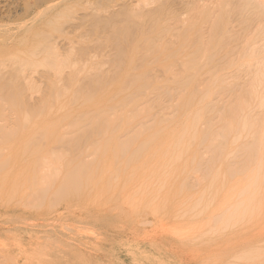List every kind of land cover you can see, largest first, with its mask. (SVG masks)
<instances>
[{"label":"rangeland","instance_id":"1","mask_svg":"<svg viewBox=\"0 0 264 264\" xmlns=\"http://www.w3.org/2000/svg\"><path fill=\"white\" fill-rule=\"evenodd\" d=\"M237 1L0 0V264H264L234 215L239 95L264 121V0Z\"/></svg>","mask_w":264,"mask_h":264},{"label":"bare ground","instance_id":"2","mask_svg":"<svg viewBox=\"0 0 264 264\" xmlns=\"http://www.w3.org/2000/svg\"><path fill=\"white\" fill-rule=\"evenodd\" d=\"M202 1V0H201ZM228 1V0H227ZM239 1V0H238ZM237 1V2H238ZM241 1H244V0H241ZM247 1V0H246ZM236 2V3H237ZM245 2V1H244ZM248 2V1H247ZM247 2H245L246 3V5H247ZM178 3H179V1H178ZM181 4H182V2H180ZM186 3V2H185ZM198 3V2H197ZM200 3V2H199ZM234 2H231V4H233ZM180 4V5H181ZM187 4H189L188 2H187ZM217 4V3H216ZM215 4V5H216ZM223 4V3H222ZM221 4V5H222ZM163 5V4H162ZM185 5V4H184ZM197 5V4H196ZM199 5V4H198ZM214 5V7H216ZM241 5H243V3L241 4ZM245 5V6H246ZM189 6H190V4L189 5H187L186 7H188V9H187V12H188V10H189ZM218 6H220V5H218ZM217 6V7H218ZM235 6V5H234ZM237 6H238V4H237ZM244 6V8H246ZM262 6H264V5H262ZM213 7V8H214ZM231 8H233L234 9V7L233 6H230ZM229 6H228V8H230ZM185 8V7H184ZM191 8H192V10H193V6H191ZM194 8H196V7H194ZM206 8H207V6H205V11H206ZM209 8V7H208ZM219 8V7H218ZM222 7H220L219 8V11H220V9H221ZM230 8V9H231ZM240 8V7H239ZM242 8V7H241ZM197 9H198V7H197ZM224 9V8H223ZM229 9V10H230ZM186 10V9H185ZM203 10V9H202ZM211 10V9H210ZM210 10H208L209 11V14L211 13V12H213V11H211L210 12ZM214 10V9H213ZM239 10V9H238ZM242 10H244L243 8H242ZM191 11V9L189 10V12ZM201 11V9L199 10L198 9V12H200ZM216 11V10H215ZM226 11V10H225ZM186 12V11H185ZM188 12V13H189ZM197 12V11H196ZM201 12H203V11H201ZM218 12V11H217ZM221 12V11H220ZM223 12H224V10H223ZM239 12H241V11H239ZM238 12V13H239ZM190 13H192V12H190ZM203 13H205L204 14V20L208 17L207 15H209L207 12H203ZM226 13V12H225ZM183 14V13H182ZM185 14V13H184ZM193 14H194V12H193ZM207 14V15H206ZM220 14V13H219ZM222 14V13H221ZM181 15V14H180ZM195 15V14H194ZM211 15V14H210ZM213 15V14H212ZM227 15V14H226ZM226 15H223V16H221V17H226ZM197 16H203V14H201V13H199V15L197 14ZM214 16V15H213ZM213 16H211V17H213ZM228 16V15H227ZM231 16V15H230ZM229 16V17H230ZM177 17V16H176ZM210 17V16H209ZM211 17H210V19H211ZM220 17V16H219ZM202 18V17H201ZM203 18H202V21H204L203 20ZM215 18H216V15H215ZM175 19V18H174ZM221 19V18H220ZM176 20H178V18L176 19ZM207 20V19H206ZM214 20V19H213ZM183 21V20H182ZM181 21V22H182ZM209 21H211V20H209ZM217 21H218V19H217ZM220 21H223V20H220ZM180 22V23H181ZM187 23H188V21H186ZM206 22V21H205ZM207 22H208V20H207ZM206 22V23H207ZM216 22V21H215ZM224 22V21H223ZM230 22H231V19H230ZM179 23V22H178ZM183 23V22H182ZM181 23V24H182ZM202 23H204V22H202ZM214 23V22H213ZM221 24H223L222 22H220ZM219 24V23H218ZM218 24H215V26H218ZM220 24V25H221ZM179 25V24H178ZM184 26H186L185 24H183ZM188 25H189V27H185V29L183 30V28L182 29H180V31H181V33H179L180 34V36H182V37H184L185 38V36L187 37L188 36V39L190 40L189 41V43L190 42H195V40H197L198 41V39L200 38H198V35L197 36H195L196 34L195 33H197L194 29L196 28H194V29H192V30H194L193 31V33H188V31H191V29H190V27H192V26H190V24L188 23ZM187 25V26H188ZM201 25H203V24H200V26ZM206 25V24H205ZM213 25V24H212ZM225 25V24H224ZM227 25V24H226ZM177 26V25H176ZM179 26H181V25H179ZM193 26H195V25H193ZM199 26V25H198ZM208 26V25H207ZM222 26V25H221ZM236 26V25H235ZM239 26V25H238ZM211 27V26H210ZM231 28H233V26H230ZM175 28V27H174ZM179 28H181V27H179ZM214 28V27H213ZM215 28H217V27H215ZM222 28L224 29V27L222 26ZM240 28V27H239ZM176 29V28H175ZM197 29V28H196ZM241 29V28H240ZM248 28H246V30H247ZM199 30L200 29H198V34H201V33H199ZM204 30V29H203ZM202 30V31H203ZM208 30V29H207ZM212 30H214V29H212V27H211V29H209L208 31L209 32H211ZM221 30V29H220ZM231 30V29H230ZM236 30H237V28H236ZM250 30V29H249ZM180 31H178V32H180ZM216 31H218V29L216 30L215 29V31L214 32H216ZM243 31V30H242ZM242 31H240L241 33H242ZM168 32V31H167ZM172 32V31H171ZM205 32H206V30H205ZM224 32H227V29H226V31L224 30ZM223 32V33H224ZM234 32H235V30H234ZM239 32V31H238ZM245 32V31H244ZM169 33V32H168ZM167 33V34H168ZM174 33H175V31H174ZM174 33L172 34V35H174ZM186 33H188V34H186ZM228 33V32H227ZM247 33V32H246ZM250 33V32H249ZM248 33V34H249ZM178 34V35H179ZM183 34H186L185 36L183 35ZM212 34H214L213 36H214V40L213 41H215V37H216V35L215 34H217V32L216 33H213L212 32ZM220 34V33H219ZM211 35V34H210ZM209 35V36H210ZM237 35V34H236ZM250 35V34H249ZM176 36H177V34H176ZM175 36V37H176ZM212 36V35H211ZM210 36V37H211ZM246 36H247V34H246ZM162 37V36H161ZM172 37L173 36H171V37H169V38H171L172 39ZM175 37L173 38V39H175ZM202 37H204V36H202ZM206 37V36H205ZM207 38H208V35H207ZM207 38H206V40H205V38H204V40L205 41H207ZM224 38V37H223ZM223 38H221L222 40H223ZM176 39H179V37H177ZM193 39V40H192ZM203 39V38H202ZM216 39H217V37H216ZM238 39V38H237ZM209 40H210V38H209ZM208 40V41H209ZM212 40V39H211ZM221 40V41H222ZM233 40V39H232ZM235 40V39H234ZM248 40H250V37H249V39ZM196 41V45L199 43L200 44V40H199V42H197ZM211 42V41H210ZM228 42L229 41H227V44H228ZM234 42V41H233ZM250 41H248L247 43H249ZM202 43V42H201ZM204 43V42H203ZM230 43V42H229ZM149 44V43H148ZM226 43H225V45H227ZM193 45V44H192ZM196 45H195V47H196ZM200 45H202V44H200ZM238 46H240L239 44H237ZM246 45V47H247V44H245ZM189 46V45H188ZM188 46L186 47V49L188 48ZM222 46V45H221ZM238 46H236V48H237V50H238ZM154 47V49H155V46H153ZM190 47V46H189ZM202 47V46H201ZM219 47H220V45H219ZM229 46L227 45V48H228ZM231 47V46H230ZM241 47H243V48H246L245 46H241ZM240 47V49H243V48H241ZM198 48V47H197ZM217 48V47H216ZM233 48H234V46H233ZM253 48V47H252ZM251 48V49H252ZM192 49V48H191ZM199 49V48H198ZM201 49V48H200ZM223 49V48H222ZM230 49V48H229ZM228 49V50H229ZM250 49V50H251ZM156 50V49H155ZM169 50V48L167 49V51ZM207 50V49H206ZM209 50V49H208ZM212 50H214L215 51V49H212ZM212 50H211V52H212ZM236 50V49H235ZM254 50H256V48L254 49ZM47 51V50H46ZM188 51H189V48H188ZM197 51V50H196ZM195 51V52H196ZM205 50H203L202 52H204ZM214 51H213V54H216V53H214ZM218 51H220L219 49H218ZM218 51H216V52H218ZM225 51V48H224V50H223V52ZM233 51H234V49H233ZM240 50H238V52H239ZM247 51H248V48H247V50H246V53H247ZM150 52H152L153 53V51H150ZM191 52V51H190ZM221 52H222V50H221ZM227 52V51H226ZM241 52H242V50H241ZM194 53V52H193ZM201 53V52H200ZM205 53V52H204ZM203 53V54H204ZM209 53V55H210V52H208ZM225 53V52H224ZM229 53V52H228ZM149 54V53H148ZM174 54H177V53H175L174 52ZM197 54H198V51H197ZM231 54H233V53H231ZM236 54H237V52H236ZM205 55H207V54H204V56ZM234 55H235V52H234ZM200 56H201V54H200ZM211 56H214V55H211ZM119 58V57H118ZM121 60V59H120ZM116 61V60H115ZM117 62H121V61H117ZM116 62V63H117ZM124 62V61H123ZM115 63V65H118V64H116ZM121 66V65H120ZM129 67V66H128ZM125 73V72H124ZM126 74L128 75V72H126ZM241 89V88H240ZM244 89V88H243ZM242 90V89H241ZM240 90V91H241ZM245 90H248V89H245ZM239 91V90H238ZM244 91V90H243ZM249 91H251V90H249ZM252 91H253V89H252ZM251 91V92H252ZM248 92V91H247ZM241 93V92H240ZM240 93H238V94H240ZM244 93H245V91H244ZM246 95V94H245ZM240 96H243L241 99H238V101H239V103H237L238 105H237V114L240 116V113H241V115H244V106H245V112L247 111L246 109V107H247V105H244L243 106V104H244V101L245 100H243V98H244V95L242 94V95H239V98H240ZM250 96H251V93H250ZM254 96V94L251 96V97H249L248 96V98H246V100L247 99H249V100H247V103L251 100L250 98H252ZM256 96V95H255ZM245 97H247V96H245ZM257 97V96H256ZM262 97H264V96H262ZM260 98V97H259ZM245 99V98H244ZM256 99V98H255ZM262 101H263V99L262 98H260ZM259 100V99H258ZM257 100V101H258ZM253 101H254V99H253ZM256 101H254V103H255ZM259 102H260V100H259ZM258 102V103H259ZM85 103V102H84ZM245 103H246V101H245ZM246 103V104H247ZM250 103V106H251V101L249 102ZM248 103V104H249ZM254 104V105H260V104ZM86 104V103H85ZM262 104H264V102L262 103ZM252 106H253V102H252ZM248 107V109L249 108H252L253 109V107ZM262 106L263 105H260V111H262L261 109H262ZM254 108H257V107H254ZM257 109H259V108H257ZM251 110V109H250ZM248 110L249 112H247V113H252L253 115L252 116H250L251 114H247L249 117V119H251L252 118V120H253V116L254 115H258V112H256L255 114L253 113L254 112V109H253V111L251 110ZM73 111H75L76 112V109H74ZM256 111V110H255ZM260 111H259V113H260ZM264 111V110H263ZM75 114V113H74ZM262 114V113H261ZM264 114V113H263ZM246 115V116H247ZM239 116H237L236 117V119H237V125H236V128H237V132H238V136H237V140H238V142H237V144H239V145H237V155H239V156H237L236 155V157L238 158V162H236V164H237V166H235L236 167V170H237V174H238V177H243V176H246V177H248L249 178V180H248V182L245 184V182H239V184H238V186H237V190H236V194H237V196H238V202H239V204L236 202V205L234 206V207H236L237 205H238V207L237 208H234V210L236 209V213L237 214H234V215H238V217L236 218L235 217V219L239 222V231H240V229H246V227H245V224H247L248 225V231L250 232V233H252L253 231H255L256 229H258V228H260V230H261V236H255L254 235V238H255V241H258L259 243H264V221H263V219H264V217H263V213H264V137L263 138H260V139H257L258 140V142H256L257 144H256V146L254 145L255 144V142L254 141H256V137L258 136L259 137V135L257 134V135H255L257 132H259V131H257V128H259V126L258 125H264V121H263V123H262V121H261V123H257L256 122V119H254L255 121L254 122H256V123H254V125H252L251 123V125H249V122L251 121V120H249V122H248V120H247V118L246 117H244V116H241L240 117V119H239ZM260 116V115H259ZM261 117H262V115H261ZM264 117V116H263ZM254 118H255V116H254ZM245 119V120H244ZM262 119V118H261ZM264 119V118H263ZM243 120V121H242ZM247 120V121H246ZM244 121L246 122V124L244 123ZM255 124L258 126H256L255 127ZM247 126L249 127V130H248V132H246V130L248 129L247 128ZM59 127H60V125H59ZM251 127V128H250ZM252 128H253V132H252ZM256 128V129H255ZM262 128L264 129V127L262 126ZM59 129V128H58ZM58 129H56V131L58 130ZM251 129V130H250ZM254 129H255V131H254ZM263 129L261 130V128H259V130H260V132L262 131V134H263ZM54 130H55V127H54ZM159 130V129H158ZM165 130V129H164ZM160 131H161V129H160ZM163 131V130H162ZM51 132H52V130H51ZM57 132H59V131H57ZM56 132V136H57V133ZM249 132H251L252 134L253 133H255V134H250ZM45 133V132H44ZM48 133H49V131H48ZM48 133H47V135H48ZM165 133V132H164ZM166 133H168V131L166 132ZM247 133H248V135H247ZM156 134V133H155ZM46 135V134H45ZM52 135V134H51ZM54 135L55 134H53L52 135V138H50V139H52V142H53V138H54ZM64 135V134H63ZM68 135V134H67ZM158 135H159V133H158ZM168 135V134H167ZM252 135V136H251ZM260 135H261V133H260ZM50 136V135H49ZM155 136H157V135H155ZM165 136H166V134H165ZM256 136V137H255ZM161 136H159V138H160ZM255 137V138H254ZM47 138H48V136H47ZM66 138V137H65ZM64 138V139H65ZM109 138V137H108ZM247 138V139H246ZM248 138L249 139H252V140H250V141H248ZM60 139V138H59ZM111 139V138H110ZM55 140H57L56 138H55ZM62 140H63V138H62ZM114 140H115V138H114ZM113 140V138H112V141H114ZM248 141V143H247V141ZM254 140V141H253ZM105 141V140H104ZM103 141V142H104ZM108 141H110L109 139H108ZM106 143V145H107V139H106V141H105ZM111 142V141H110ZM258 143H259V145H258ZM75 145H76V143H75ZM75 145H73L74 146V148H75ZM111 145V144H110ZM258 145V146H257ZM62 146V145H61ZM64 146V145H63ZM62 146V147H63ZM103 146V145H102ZM105 146V145H104ZM249 146V147H248ZM251 146V147H250ZM253 146H255L256 148H254ZM260 147V148H259ZM61 148V147H60ZM64 148V147H63ZM109 148H110V146H109ZM251 148H254V149H256V150H251ZM258 148H259V150H258ZM102 149H104V148H102ZM113 149V148H112ZM248 149H250V150H248ZM110 150H111V148H110ZM110 150H109V152H110ZM124 150V149H123ZM123 150H122V153H123V155L125 156V152H123ZM112 151V150H111ZM125 151H127V150H125ZM255 151V152H254ZM108 152V153H109ZM113 152V151H112ZM120 151H118V153H119ZM101 153V152H100ZM105 153V152H104ZM107 153V154H108ZM103 154V153H102ZM106 154V156H108ZM117 154V153H116ZM259 154H261L260 156H261V159H257V157L259 156ZM101 156V155H100ZM113 156V155H112ZM260 156H259V158H260ZM98 157V156H97ZM105 157V156H104ZM122 157V156H121ZM100 158H102V157H100ZM236 158V159H237ZM107 160H108V157L106 158ZM106 159H104V160H106ZM111 159H112V157H111ZM98 160V159H97ZM113 160H114V158H113ZM96 161V160H95ZM258 163H257V162ZM94 162V161H93ZM108 162V161H107ZM116 162H119V161H116ZM141 162V161H140ZM139 163V162H138ZM99 164V163H98ZM112 164H114V161H112ZM94 165H95V162H94ZM97 165V164H96ZM100 165H101V161H100ZM135 165V164H134ZM138 165V164H137ZM258 165V166H257ZM103 166V165H102ZM104 166H105V164H104ZM114 166H116L117 167V165L115 164ZM114 166H113V169H114ZM143 166H144V164H143ZM137 167V166H136ZM145 167V166H144ZM94 168V167H93ZM95 168H96V166H95ZM98 168V167H97ZM101 168V167H100ZM103 168V167H102ZM106 167H104V169H105ZM137 168H140L139 166L137 167ZM109 169V168H108ZM52 170H54V172H55V169L54 168H52ZM58 170V169H57ZM124 170V169H123ZM113 171V170H112ZM115 171H117V169L115 170ZM118 172H119V174H120V170H118ZM125 172V171H124ZM127 172V171H126ZM88 173H90L89 171H88ZM103 173V172H102ZM122 173V172H121ZM93 174L95 175V173H94V171H93ZM93 174L91 175L92 177H93ZM127 174V173H126ZM4 175V174H3ZM72 175H74V174H72ZM108 175V174H107ZM131 175V174H130ZM86 176H89V175H87V173H86ZM104 176V175H103ZM106 176V175H105ZM123 176V175H122ZM66 177V176H65ZM64 177V178H65ZM69 177V176H68ZM108 177H109V175H108ZM125 177H127V176H125ZM4 178V177H3ZM105 179H106V177H104ZM69 179V181H71V179H72V177L70 178H68ZM100 179V178H99ZM109 179V178H108ZM125 179H127V178H125ZM73 180H74V182H73ZM89 180V179H88ZM111 180V179H110ZM112 180H113V178H112ZM67 182H68V180H66ZM106 181H108V180H106ZM67 182H64V184L65 185H67L68 183ZM122 182H123V180H122ZM74 183V184H73ZM106 183V182H105ZM108 183V182H107ZM106 183V184H107ZM119 183H121V182H119ZM63 184V183H62ZM75 184H76V181H75V179H72V188H73V186H74V188H76L75 187ZM7 186V185H6ZM68 186V185H67ZM67 186H63L62 185V187H65L66 189H67ZM69 186H70V183H69ZM102 186V185H101ZM96 188H98V187H96ZM101 188V187H100ZM182 188V187H181ZM104 189V188H103ZM183 189V188H182ZM68 190V189H67ZM102 190V189H101ZM101 190H99V191H101ZM182 191L183 190H181V194H182ZM64 192H65V190H64ZM103 193H104V191H103ZM171 193V192H170ZM99 195V194H98ZM106 195V194H105ZM169 195V194H168ZM68 196V195H67ZM173 196V195H172ZM166 197H167V195H166ZM157 198V197H156ZM155 199V198H154ZM159 199V198H158ZM181 202H184V199H182V201ZM186 202V204H188V202L187 201H185ZM189 202H192V201H189ZM157 203H158V201H157ZM174 203V202H173ZM191 204H193V202L191 203ZM191 204H189V206L191 205ZM182 205V204H181ZM164 207V206H163ZM183 207V206H182ZM187 207V206H186ZM196 207H198V204L196 205L195 204V210H196ZM154 208V207H153ZM156 206H155V210H156ZM159 208V207H158ZM158 208H157V212H158ZM178 208H180V207H178ZM177 207H175V209H178ZM194 208V207H193ZM132 209V208H131ZM186 209V208H185ZM188 209V208H187ZM193 210V209H192ZM200 210V209H199ZM246 210H250L249 212L250 213H247L246 214V216H245V211ZM259 210H260V213H259ZM257 211V212H256ZM262 211V212H261ZM181 212V211H180ZM180 212H177V213H179L180 214ZM196 212H197V210H196ZM228 212H230V210L228 211ZM175 213V212H174ZM231 213H233V212H231ZM234 213H235V211H234ZM261 213H262V217H260L259 216V214L261 215ZM217 214H218V212H217ZM228 214V213H227ZM227 214H225L224 213V215L226 216ZM248 214L250 215L251 214V216H248ZM257 214V215H256ZM164 215V214H163ZM182 216H180L181 218H183L186 214H185V212H184V216H183V214H181ZM192 215V214H191ZM197 215V214H196ZM196 215H194L195 217H196ZM230 215V214H229ZM231 215H233V214H231ZM199 216V215H198ZM197 216V217H198ZM228 216V215H227ZM249 217V220H245V217ZM255 216H259V219L261 218L262 220L261 221H259V219L256 221V219L254 218ZM192 217H193V215H192ZM192 217H189V219L190 218H192ZM229 219V218H228ZM234 219V221H236ZM211 220H212V218H211ZM214 220V219H213ZM208 221V220H207ZM237 221H236V223H237ZM203 223H204V221H202ZM206 222V221H205ZM211 222V221H210ZM232 222V221H231ZM202 223H200V225H201ZM194 225H196L195 223H194ZM237 225H238V223H237ZM197 226V225H196ZM195 227V226H194ZM202 227H204V226H202ZM198 228V227H197ZM196 228V229H197ZM200 228V227H199ZM190 229H191V227H190ZM188 230V229H187ZM200 231H201V229H199ZM173 231V230H172ZM181 231V230H180ZM186 231V230H185ZM191 231H192V229H191ZM197 231V230H196ZM177 233H178V230L176 231ZM181 232H183V231H181ZM194 232V231H193ZM216 232V231H215ZM214 232V233H215ZM246 232V231H245ZM177 233H176V235H177ZM213 233V234H214ZM179 234V233H178ZM187 234H189V232L187 233ZM195 234H197V232H195ZM207 234V233H206ZM216 234V233H215ZM237 234V233H236ZM238 234H240V235H242L240 232L238 233ZM180 235V234H179ZM193 234H191V236H192ZM181 236V235H180ZM183 236V235H182ZM243 236V235H242ZM183 237H185V236H183ZM187 237V236H186ZM97 239V238H96ZM197 240H198V238H197ZM134 241V240H133ZM140 241V240H139ZM132 243V242H131ZM137 243V242H136ZM133 244V243H132ZM256 244H258V243H256ZM262 244H258V246H261ZM125 246V245H124ZM252 247H253V245H252ZM256 247V246H255ZM130 249V248H129ZM132 249V248H131ZM134 249V248H133ZM258 250V249H257ZM138 251V250H137ZM139 251H141V250H139ZM138 251V252H139ZM130 252V251H129ZM249 254H250V252H248ZM136 254V253H135ZM127 255V254H126ZM130 255V254H129ZM138 255V254H137ZM96 256V255H95ZM117 256V255H116ZM241 257H243L242 256V254H241ZM114 258V257H113ZM143 258V257H142ZM145 258V257H144ZM248 258V257H247ZM234 259V258H233ZM239 259V258H238ZM120 259H118L117 261H119ZM137 260H138V258H137ZM140 260V259H139ZM150 260V259H149ZM236 260H237V258H236ZM241 260H242V258H241ZM112 261V260H111ZM132 261V260H131ZM145 261V260H144ZM240 261V260H239ZM97 262V261H96ZM135 261L133 260V263H134ZM152 262V261H151ZM143 263V262H142ZM147 263V262H146ZM97 264H101L99 261L97 262ZM106 264V263H105ZM135 264V263H134Z\"/></svg>","mask_w":264,"mask_h":264}]
</instances>
